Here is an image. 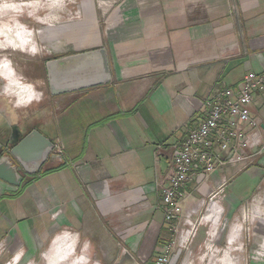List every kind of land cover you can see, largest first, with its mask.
<instances>
[{
	"label": "crops",
	"instance_id": "crops-1",
	"mask_svg": "<svg viewBox=\"0 0 264 264\" xmlns=\"http://www.w3.org/2000/svg\"><path fill=\"white\" fill-rule=\"evenodd\" d=\"M76 4L80 23L67 42L83 50L75 54L104 48L111 82L44 101L35 97L23 109L35 118L17 123L24 133L36 129L54 143L59 139L64 153L20 187L0 180V243L19 245L27 262L50 247L49 258L62 259L75 244L68 233H79L81 245H93L94 264H157L172 240L158 185L169 174L175 146L205 119L209 95L237 87L249 72L264 74V0ZM250 109L264 133V94ZM221 184L225 215L245 207L247 218L246 206L264 185V153L251 165L219 169L203 184L194 178L183 190V210L201 211L199 202ZM263 240L261 232L252 253ZM5 256L0 252V264Z\"/></svg>",
	"mask_w": 264,
	"mask_h": 264
},
{
	"label": "built area",
	"instance_id": "built-area-1",
	"mask_svg": "<svg viewBox=\"0 0 264 264\" xmlns=\"http://www.w3.org/2000/svg\"><path fill=\"white\" fill-rule=\"evenodd\" d=\"M263 94L264 74L256 72L247 73L235 88L224 87L212 92L204 104L205 119L199 126L190 129L183 142L175 146L177 153L171 161L169 174L158 185L163 201L164 223L170 228L173 240L157 258V264H172L174 254L177 257L182 253L192 255L190 245L201 228L209 225V238L217 233L225 216V210L220 205L225 184L213 187L207 199L199 202L201 211L199 208L183 210V190L194 178L199 185L203 184L219 169L235 163L251 165L258 155L264 153V133L259 119L252 116L250 109L255 98ZM54 144L53 153L63 156L61 141L58 139ZM160 149L157 148V158ZM217 204L223 208V212L219 215L218 225L213 228L212 221L204 222V218L212 216ZM259 245L253 252L252 261H257L254 257ZM7 247L10 245L4 239L0 243L1 254Z\"/></svg>",
	"mask_w": 264,
	"mask_h": 264
},
{
	"label": "rangeland",
	"instance_id": "rangeland-1",
	"mask_svg": "<svg viewBox=\"0 0 264 264\" xmlns=\"http://www.w3.org/2000/svg\"><path fill=\"white\" fill-rule=\"evenodd\" d=\"M42 2H50V0H42ZM64 3H66L67 7L59 13L61 19L54 26L36 23L28 18H23L22 22L28 24L36 31L35 39L40 48L37 55L33 56L27 52H21L19 50L14 51L11 48L0 49V55H9L13 60L17 71L24 77L23 82L15 81L17 95L21 102L19 107L15 104V97L4 95V81L3 79H0V130L4 133H10L12 127L16 126L17 123L23 119H35L34 114L31 115V113H27V111H24L23 109L26 108L28 104L34 102L32 99L36 97L37 92L43 93V96L39 98L43 101L46 97L48 98L50 96L47 85L46 62L51 59L75 54V51H83L82 49L74 50V48L67 42V36H69L74 28L78 26V23H80L76 0H64ZM40 14L44 15L43 12ZM52 48L55 50H52ZM40 77L43 79L41 83L38 81V78ZM36 83H40L39 86H36ZM30 85H35V90ZM258 193H264V185ZM249 204L246 206L247 209ZM244 208L240 207L232 217H227L225 215L218 226L219 229L217 233H213L214 236L212 238H209L207 235L210 228L209 225L201 228L198 236L202 235V237L197 241V243L201 241V244L197 247L198 249H195V241L198 238L197 236L190 245L192 255H189V253H182L176 257L175 264H189L190 261H195L196 264H200L199 257L205 254L208 243L221 250L228 248L229 245H227V239L230 235L232 225L235 223L242 224L243 230L239 241L234 245L235 249H238L239 251L237 250L233 255L238 259L239 264H252V251L258 240L259 233L264 232V220L262 221L259 219L255 222H249L248 218H243L242 216V210ZM20 249L19 245L7 247L5 253H2L4 256L6 254L5 264H7L14 255V252L12 251H18ZM78 252L79 246H77V253ZM52 260L56 261L59 259L54 256ZM20 264H30V262L25 261V257H22ZM35 264H43L41 255H39Z\"/></svg>",
	"mask_w": 264,
	"mask_h": 264
},
{
	"label": "clouds",
	"instance_id": "clouds-1",
	"mask_svg": "<svg viewBox=\"0 0 264 264\" xmlns=\"http://www.w3.org/2000/svg\"><path fill=\"white\" fill-rule=\"evenodd\" d=\"M66 7L67 5L64 3V0H52V2H42V0H0V49L11 48L14 51L19 50L33 56L37 55L40 48L35 39L36 31L28 24L22 22L23 18H28L36 23L54 26L61 19L59 13ZM41 12L44 15H41ZM0 79L4 81V95L15 97V104L19 107L21 102L17 95L15 81L23 82L24 77L17 71L13 60L6 54L0 55ZM30 86L35 90V85ZM42 96V92L36 93V99ZM222 212V207L218 204L214 205L212 216L205 217L204 222L211 220L212 227L215 228L219 215ZM58 215L59 213H55L54 217ZM246 215L249 222H255L264 217V193H257L253 196ZM242 230V224H233L228 240L229 247L221 250L209 244L205 254L199 257L200 264H239L233 252L236 250L234 245L239 241ZM68 235L73 237L75 241L70 255L53 261L49 258L51 253L50 247L48 252L41 253L43 264H94L91 241L84 240L81 245L79 233H68ZM59 238L57 237V239ZM77 246H79L78 253ZM221 252H223L222 255H220ZM23 255L24 250H18L8 261V264H20ZM254 258L257 260L264 258V243L259 245ZM30 264H35V261L30 262ZM189 264H196V262L190 261Z\"/></svg>",
	"mask_w": 264,
	"mask_h": 264
},
{
	"label": "water",
	"instance_id": "water-1",
	"mask_svg": "<svg viewBox=\"0 0 264 264\" xmlns=\"http://www.w3.org/2000/svg\"><path fill=\"white\" fill-rule=\"evenodd\" d=\"M47 85L52 97H59L111 82V70L107 51L104 48L89 50L46 62ZM2 134L0 142V180L20 187L26 176L43 170L54 159L55 144L41 132L34 129L28 133L18 126L11 133Z\"/></svg>",
	"mask_w": 264,
	"mask_h": 264
},
{
	"label": "flooded vegetation",
	"instance_id": "flooded-vegetation-1",
	"mask_svg": "<svg viewBox=\"0 0 264 264\" xmlns=\"http://www.w3.org/2000/svg\"><path fill=\"white\" fill-rule=\"evenodd\" d=\"M11 133V132H10ZM0 142L3 144V145H5L6 143L5 142H3V140H1V138H0Z\"/></svg>",
	"mask_w": 264,
	"mask_h": 264
},
{
	"label": "bare ground",
	"instance_id": "bare-ground-1",
	"mask_svg": "<svg viewBox=\"0 0 264 264\" xmlns=\"http://www.w3.org/2000/svg\"><path fill=\"white\" fill-rule=\"evenodd\" d=\"M60 240V239H59ZM61 250V249H60ZM54 252V251H53ZM54 253H56V251L54 252ZM59 253V252H58ZM61 255V254H60Z\"/></svg>",
	"mask_w": 264,
	"mask_h": 264
}]
</instances>
